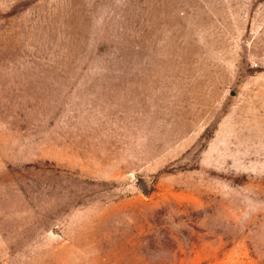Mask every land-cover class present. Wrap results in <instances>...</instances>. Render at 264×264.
Masks as SVG:
<instances>
[{"label":"rangeland","instance_id":"1","mask_svg":"<svg viewBox=\"0 0 264 264\" xmlns=\"http://www.w3.org/2000/svg\"><path fill=\"white\" fill-rule=\"evenodd\" d=\"M0 264H264V0H0Z\"/></svg>","mask_w":264,"mask_h":264}]
</instances>
